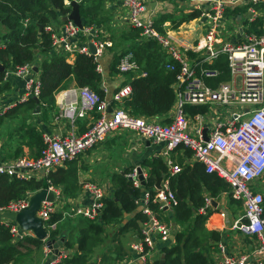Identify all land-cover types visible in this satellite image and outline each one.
Masks as SVG:
<instances>
[{
    "label": "built area",
    "instance_id": "2783aa9c",
    "mask_svg": "<svg viewBox=\"0 0 264 264\" xmlns=\"http://www.w3.org/2000/svg\"><path fill=\"white\" fill-rule=\"evenodd\" d=\"M121 1L128 13L123 22L140 29L142 39L156 41L172 61L166 68L169 71L178 70L174 84L176 100L170 122L132 115L125 108V102L133 92L129 82L119 86L109 99H101L89 87L75 86L61 91L60 110L54 117L55 122H68V133L43 134L44 146L39 156L0 162V174H6L11 179H46L50 183L48 177L53 171L79 160L119 132L164 144L162 156L170 176L183 170L172 160L171 154L181 148L189 149L193 159L202 163L208 174L217 175L229 185L230 191L222 195L230 196L244 210L243 218L233 224V229L257 243L251 253L225 255L221 264H264V192L258 190L260 185L264 187V33H247L250 24L260 19L263 24L258 30L264 29V0H188L192 3L190 12L198 11L200 16L172 31L169 30L171 24L166 22L164 32L155 26V13L147 0ZM66 4L70 6L71 2ZM236 8L241 11L232 13L231 10ZM45 29L51 34L54 53L67 58L78 54L92 56L99 62L97 71L103 73L100 59L106 49L113 47V42L96 31L95 26L81 29L74 22L66 21L60 30L52 25L45 26ZM187 34L191 37L200 35L188 40L184 38ZM90 43L96 48L95 55L90 51ZM221 55L227 57L229 79L212 87L207 81L218 80L223 71L205 67L204 64L213 63ZM35 64L36 61L26 63L7 72L5 80L7 76L24 80V91L9 108L2 107L0 93V115L30 99H39L42 83L40 74L34 71ZM117 69L124 75L146 76L133 53L122 56ZM188 105L207 106L208 111L216 106L229 107L231 114L224 119L219 116L213 118L214 125L208 128V140L205 141L203 134L207 126L203 115H189L186 112ZM88 118L91 123L87 131L76 133L79 122ZM127 177L132 178L135 187H145L140 180V167H134ZM46 189L54 193L55 200L43 202L37 216L51 234L57 227L56 223L50 225L53 215L60 212L65 215L67 211L63 210L66 204L62 205V188L50 185ZM82 190L91 196L90 205L72 207L69 212L94 219L101 213L104 200L110 196L106 188L97 182L84 183ZM32 196L29 193L23 199L0 207V223L10 228L15 242L29 233L2 216L7 212L20 213L28 207ZM218 202L216 198L206 196L199 213L209 216V212L214 211L226 219L227 212L214 207V203ZM135 203L146 217L141 224V236L130 245L131 256L114 264H147L148 257L158 245L170 246L174 243L177 224L166 215L175 213L179 199L170 188L169 176L162 179L160 189L156 185L152 190L144 189ZM51 253L54 254V251L46 245V257ZM65 258L63 253L55 255L50 264H59Z\"/></svg>",
    "mask_w": 264,
    "mask_h": 264
},
{
    "label": "trees",
    "instance_id": "16d2710c",
    "mask_svg": "<svg viewBox=\"0 0 264 264\" xmlns=\"http://www.w3.org/2000/svg\"><path fill=\"white\" fill-rule=\"evenodd\" d=\"M67 1L72 0H0V65L5 68L4 72H0V93L9 88L5 78L10 68L15 70L21 65L35 62L41 54H50L39 63L42 83L40 103L30 99L24 104H18L4 115H0V126L6 120H20L18 116L21 110L29 113L39 106L45 111H53L56 108L58 94L67 89L72 82L78 87H89L101 99H105L104 74L97 71L99 62L92 56L78 54L75 62L70 64L66 56L54 53L51 34L45 28L41 32L39 30V25H54L60 16L70 14L72 9L66 4ZM109 1L117 0L80 2V15L85 27L109 25L112 16L107 7ZM240 11L241 9L237 8L231 10L232 13ZM199 16L198 11L188 14H162L156 20L155 26L159 31L164 32L166 30L163 25L169 22L171 29L176 30ZM262 24L261 19L250 24L247 33L262 35L264 29L258 30ZM109 39L114 42L115 37L111 36ZM119 41L120 44L126 45V48L115 58L110 68L111 72H117V65L122 56L133 53L141 70L146 73L145 77L132 75L127 81L132 86L133 92L126 100L125 108L137 117L154 119L167 115L175 105L174 84L178 70L169 71L166 68V65L172 61L156 41L142 39L140 29L129 25L127 30L120 33ZM204 66L223 71L222 77L207 81L208 85L217 87L229 79L228 61L225 55ZM186 112L191 116L204 115L208 112V107L188 105ZM26 118L27 116L23 119L21 130L41 153L44 146L43 134L36 127L28 125ZM169 122V120L165 121V123ZM188 152L192 155L190 150ZM142 167L148 172L144 188L135 187L127 177L134 167L127 169L126 175H113V195L104 200L101 213L94 219L75 216L79 218V222L68 228L71 231L70 235L61 232L59 228V224L63 223V213L53 215L50 225L56 223L57 227L51 232L49 240L63 237L65 252L71 254L74 250L73 255L69 254L59 264H98L99 259L95 260L93 255L98 248L103 247L110 226L123 224L121 232L134 231V235L140 238L141 224L146 217L137 211L135 201L142 196L144 189L152 190L158 179H165L168 176L170 188L179 199L174 220L181 229L176 233L174 243L163 246L161 250V254L165 256L164 264L209 263L211 242L212 240L220 242L221 234L206 229L205 224L210 215L200 214L199 209L203 207L206 196L217 198L224 192L230 191L229 185L217 175L208 174L205 166L200 162L183 165L182 172L175 176L169 175L167 165L160 157L146 160ZM81 168L78 161L69 162L65 167L58 168L50 174L48 177L50 183L46 179L42 181L11 179L6 174H0V207L11 201L23 199L29 193L48 188L50 185L63 188L67 198H76L81 191L79 183ZM214 222L217 223V218ZM45 245L47 241L39 240L34 236H26L18 242H13L10 228L0 223V264H19L20 259L43 249ZM125 254H121L120 250L115 257L104 254L100 258V264L123 261ZM160 261L159 257L153 264H160Z\"/></svg>",
    "mask_w": 264,
    "mask_h": 264
},
{
    "label": "crops",
    "instance_id": "0c3cea01",
    "mask_svg": "<svg viewBox=\"0 0 264 264\" xmlns=\"http://www.w3.org/2000/svg\"><path fill=\"white\" fill-rule=\"evenodd\" d=\"M150 4V9L154 11L156 20L162 14H175L173 13L178 11L180 13L182 10H188L186 13L191 11L192 3L188 0H147ZM108 9L111 11V21L109 25L104 26H95V30L102 33L104 37L114 36L115 40L113 42V47L107 49L103 56L101 57V66L104 70V84L103 87L106 91V97L109 99L112 97L114 92L117 90L119 86L127 82L129 79L126 75H121L118 72H111L110 68L117 56H119L123 50L126 48V45L120 44L119 37L120 33L124 32L129 28V25L125 24L122 19L128 15L126 9L124 8L122 1H109L107 4ZM180 9V10H179ZM63 16H60L58 21L55 22L54 27L56 30H60L63 22ZM83 22V20H82ZM169 23V22H167ZM84 24V23H83ZM169 30L171 27L169 26ZM184 38L190 40L191 35L187 34ZM50 54L43 55L36 60L37 67L39 68V63L49 57ZM77 56H72L71 58H67L70 64H73L76 60ZM40 73V68H39ZM40 76V75H39ZM6 82L9 83V88L2 93V107L9 108L12 106L18 99V96L21 95L24 91V80L19 79L13 76H7ZM226 82V81H224ZM75 82L69 84L67 89L75 87ZM64 89L63 91H66ZM62 91V92H63ZM58 96V100H56V108L53 111H45L41 109L38 113H35V110L32 112H23L20 111L18 118L20 120H6L3 125L0 126V162H10L19 157H26L29 159L35 158L39 155V151L35 148L34 145L31 144L29 138L24 135L22 132V123L25 116L26 123L33 127H36L41 131L42 134H66L70 130V126L68 122H55L54 116L59 112V101L61 100V94ZM36 109V108H35ZM173 114V110L169 112L167 115H162L158 117V120L161 122L170 121V118ZM231 109L229 107L224 106H216L203 115L204 124L208 128H212L214 125L213 118L215 116H219L222 119L226 116H230ZM58 123V124H57ZM91 123V119L82 120L79 122L77 127L75 128L76 133L83 134L87 131L89 124ZM125 132L117 133L112 136V138L108 139L106 143L103 145L90 150L88 153L84 154L80 160L78 161L79 165L82 167L80 172V185L81 192L78 194L76 198H68L69 201L66 204L67 210L76 206H88L91 203V196L82 190V185L86 182L97 181V183L104 186L111 197L113 195L114 186L112 183V176L115 174H125L127 169L130 167H141L144 175L147 177L148 172L145 168L142 167L143 163L146 160L160 157L164 160L165 158L162 156L165 145L164 144H155L146 139H142L136 135L131 137V135H125ZM129 134V133H128ZM126 142H131L128 145H125L121 142V139ZM128 147H130L128 149ZM189 149H178L171 154L172 160L180 165H193L196 161L193 159L192 155L188 152ZM129 167V168H128ZM178 175V174H177ZM95 179V180H93ZM164 180V178H163ZM264 184V180H263ZM264 192V187H263ZM226 196V195H225ZM221 197L224 195L221 194ZM228 197V196H227ZM217 207L219 210L227 212V208L225 206L224 198L222 201L217 203ZM243 209V208H242ZM137 211L140 212V207L137 208ZM244 216L232 218L229 216L227 212L226 219L221 218L218 213H214V215L209 216L205 226L209 231H216L221 234V241L217 242L212 240L211 242V251L209 253L208 264H221L223 261V257L225 255H235V254H248L253 251V249L257 246V243L254 239L244 236L239 230L233 229V224L242 219ZM175 213L167 214L166 218L171 219L174 222ZM217 218V223L214 222V219ZM244 222V220H241ZM175 223V222H174ZM180 227L177 224V232L180 231ZM31 235V234H30ZM60 238V237H59ZM134 242L138 241L137 236H134ZM132 243L128 246L130 247ZM46 246V245H45ZM45 246L42 249L43 258L41 262H36V264H42L44 258V264H50L51 260L55 258V254L51 253L48 257L45 255ZM163 246L158 245L157 249L152 253L151 259L152 261L157 260L159 257L161 259V250ZM224 248V251H222ZM60 251L68 257L70 253L65 252V247L63 246ZM131 253V252H130ZM74 254V250H72L70 255ZM70 257V256H69ZM128 257V256H127ZM23 259H26L25 257ZM28 264H35L33 262L28 261Z\"/></svg>",
    "mask_w": 264,
    "mask_h": 264
},
{
    "label": "water",
    "instance_id": "95a60500",
    "mask_svg": "<svg viewBox=\"0 0 264 264\" xmlns=\"http://www.w3.org/2000/svg\"><path fill=\"white\" fill-rule=\"evenodd\" d=\"M82 0H72L71 1V12L69 16L63 17V21H73L79 28L83 29L84 24L82 22V18L80 15V2ZM45 28V25H39L40 32ZM90 51L93 55L96 54V48L93 43L89 44ZM5 68L0 65V72H4ZM9 71H13V68H10ZM35 72H39V68L36 66L34 67ZM38 104L40 103V100L38 98H33ZM40 110V107L38 106L35 109V113H38ZM109 112H111V108H109ZM208 130L205 129L203 137L204 140H208ZM123 175H125L123 173ZM140 180L142 181V184L145 185V176L140 168ZM129 181H132V178H129ZM161 182L162 179H158L156 183V188H161ZM181 200L183 199L181 196L179 197ZM55 200V195L52 191L44 188L39 191H37L30 199L28 207L23 209L20 213H12L7 212L3 215L4 219H8L11 222L17 223L21 230L25 232H31L34 237H36L39 240L47 241V246H49L56 256H61L62 252L60 249L64 246L65 238L55 239V240H49L50 234L48 233L47 229L44 226V222L41 218L37 216L38 211L41 208V205L43 202H53ZM214 207H217V203H214ZM164 254L161 257L160 264H164Z\"/></svg>",
    "mask_w": 264,
    "mask_h": 264
},
{
    "label": "rangeland",
    "instance_id": "374dc122",
    "mask_svg": "<svg viewBox=\"0 0 264 264\" xmlns=\"http://www.w3.org/2000/svg\"><path fill=\"white\" fill-rule=\"evenodd\" d=\"M71 6V4H70ZM180 10V9H179ZM186 11H189L188 10H182L180 13H186ZM173 13H178V11L174 12ZM188 14V13H187ZM65 17V16H64ZM63 20V19H62ZM64 22V21H63ZM73 22V21H72ZM191 22V21H190ZM189 23V22H188ZM76 25V24H75ZM54 27V25H52ZM166 30V29H165ZM200 34H197V35H193L191 38H197ZM109 49V48H108ZM107 50V49H106ZM101 60V59H100ZM100 65H101V61H100ZM102 67V66H101ZM103 70V68H102ZM117 72L119 73L118 69H117ZM39 73V72H38ZM40 74V73H39ZM103 74H104V70H103ZM120 74V73H119ZM121 75H124V74H121ZM128 76L129 78L128 79H131L130 77H132V75H126ZM104 84V82H103ZM104 88V87H103ZM118 89V88H117ZM55 117V116H54ZM53 117V118H54ZM191 122V121H190ZM120 133V132H119ZM127 135H131V137L134 136V134L132 133H126ZM125 134V135H126ZM112 138V137H111ZM125 138V137H124ZM125 140H128V139H121V142L124 143L125 145H128L129 143L131 142H126ZM97 148V147H96ZM130 147H128L129 149ZM95 149V148H94ZM80 160V159H79ZM77 160V161H79ZM66 166V165H65ZM64 166V167H65ZM129 168V167H128ZM132 168V167H130ZM141 168V167H140ZM132 173V172H130ZM129 173V174H130ZM126 175V174H125ZM95 180V179H93ZM98 181V180H97ZM97 181H93V182H97ZM60 188V187H59ZM44 189V188H43ZM63 189V188H62ZM61 189V192L63 193V202H62V205H65L68 203L69 199L66 197V194L65 192ZM258 190H262L263 191V187L260 185V188ZM81 192V191H80ZM36 192L32 193L33 195L35 194ZM221 196V195H220ZM218 196L216 199L220 201H222V199L224 198L225 200V206L227 208V212L229 213V216L232 217V218H235V217H238V216H241L243 214V209L242 207L240 206L239 203L235 202L234 200H231L232 199L230 196H224V197H220ZM233 201V202H232ZM204 206V205H203ZM202 208V207H201ZM200 208V209H201ZM199 209V210H200ZM64 211H67L65 215H63V223L59 224V228L61 230V232H66V234L69 233L70 235V230H68V228L70 226H73V225H77L78 222H79V218L78 217H75V215L71 214L69 212L70 209L67 210V205L64 206L63 208ZM61 213V212H60ZM209 215L212 216L214 215V211L213 212H209ZM3 217V216H2ZM122 225H117V226H110L108 227V230H107V237L105 239V242H104V245L103 247L101 248H98L96 250V253L93 255V258L96 260V259H99L98 260V264H100V258H102V256L104 254H108V255H112L113 257H115L117 255V253L121 252V254H125V258H128L131 256V251H130V247L128 246L130 243H133L134 241V234L135 232L134 231H125L124 232H121L122 230ZM29 235L27 236H33V234L31 232H28ZM31 234V235H30ZM62 238V237H60ZM59 238V239H60ZM138 240V239H136ZM19 241V240H18ZM16 241V242H18ZM15 242V241H13ZM137 242V241H136ZM128 256V257H127ZM26 259H20L19 260V264H28V261L30 262H33L36 264L39 263V261L41 262L42 258H43V253H42V249L39 250V251H35L34 253L30 254L29 256H26L25 257ZM44 261L46 262L45 258H44ZM44 261L42 264H44ZM154 261H152L151 257H148L147 259V263H152L153 264Z\"/></svg>",
    "mask_w": 264,
    "mask_h": 264
}]
</instances>
